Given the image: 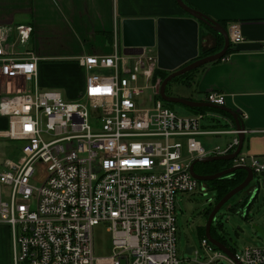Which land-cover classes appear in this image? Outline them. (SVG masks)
<instances>
[{
    "label": "built area",
    "instance_id": "obj_1",
    "mask_svg": "<svg viewBox=\"0 0 264 264\" xmlns=\"http://www.w3.org/2000/svg\"><path fill=\"white\" fill-rule=\"evenodd\" d=\"M10 31L0 27V119L7 122L0 139L22 142V158L6 160L0 171V225L10 232L12 264H180L176 196L209 191L191 177L190 165L235 152L233 120L214 111L176 114L159 96L155 49L124 56L117 42L109 56L77 60L84 89L64 101L59 92L39 88L31 51L14 52L29 42L32 28L17 26L12 43ZM227 31L231 45L243 42L237 24ZM140 80L152 94L139 106L135 99L145 90ZM198 102L225 107L216 92ZM254 132L264 136V130ZM227 135L233 139L224 148L207 150L199 140ZM231 162L252 172L248 208V197L264 187V160L241 150ZM255 177L258 184L251 185ZM99 225L112 240L107 260L93 256L92 230ZM201 248L212 254L209 264H264V246L231 251L235 260L205 236Z\"/></svg>",
    "mask_w": 264,
    "mask_h": 264
},
{
    "label": "crops",
    "instance_id": "obj_2",
    "mask_svg": "<svg viewBox=\"0 0 264 264\" xmlns=\"http://www.w3.org/2000/svg\"><path fill=\"white\" fill-rule=\"evenodd\" d=\"M209 19L228 28L237 24L243 42L231 45L229 54L218 63L206 65L195 73L191 86L197 99L208 92L225 97V107L236 112L245 128L244 154L264 160V0H182ZM174 0H0V27L9 28L16 38L17 26H30L26 45H16L14 52L31 51L37 58L40 89L65 85L70 100L84 89V71L77 64L82 56H109L117 42L121 48V22L128 19L185 18ZM217 37L206 28L199 33L198 51L216 48ZM216 54V53H215ZM0 119V133L6 130ZM219 139L215 147L224 148ZM206 148V147H204ZM211 150L213 148H206ZM0 264H12L11 236L0 225Z\"/></svg>",
    "mask_w": 264,
    "mask_h": 264
},
{
    "label": "water",
    "instance_id": "obj_3",
    "mask_svg": "<svg viewBox=\"0 0 264 264\" xmlns=\"http://www.w3.org/2000/svg\"><path fill=\"white\" fill-rule=\"evenodd\" d=\"M185 18H159L153 19H128L121 22V48L124 56H140L143 49H155L157 57V69L169 73L161 82L159 96L164 103L183 106L188 109H213L228 114L238 132L239 144L234 153L225 156H212L197 159L190 165L189 171L193 179L198 182L208 183L232 175L236 171H244V181L229 191L217 204L214 205L207 217L205 224V238L216 249L223 252L230 259L235 260L232 252L211 237L210 229L217 212L233 197L244 191L252 180V172L247 167H231L210 176H198L194 173L193 167L196 164H209L213 162H231L242 150L244 143V131L242 120L236 112L221 106L211 105L205 102L192 101L167 96L165 93L167 85L175 78L181 77L189 72L203 66L213 64L221 60L229 48V34L227 29L219 23L209 19L201 12L189 7L182 0H174ZM206 26L211 31L223 38V47L216 54L198 58L199 27ZM255 230L264 238L260 229ZM194 248H186L185 252L190 255Z\"/></svg>",
    "mask_w": 264,
    "mask_h": 264
},
{
    "label": "rangeland",
    "instance_id": "obj_4",
    "mask_svg": "<svg viewBox=\"0 0 264 264\" xmlns=\"http://www.w3.org/2000/svg\"><path fill=\"white\" fill-rule=\"evenodd\" d=\"M201 32V31H200ZM9 43L15 41L10 39ZM108 74V72H103ZM169 75V73H168ZM32 85V84H31ZM191 85V83H190ZM139 86L145 88L141 97L136 98L137 105H142L146 98L152 94L151 85L146 84V80H140ZM41 90H54L61 94L64 101L70 100L68 88L61 85L54 88ZM169 94L172 97L180 99L195 100L197 96L192 86H184L179 82H172L169 87ZM178 115H188L185 108L174 105L171 108ZM6 121V120H5ZM7 124V122H6ZM203 124H210L204 121ZM210 128H215L211 126ZM7 129V125H6ZM227 141V136L200 138V142L206 148H214L220 140ZM22 142L8 141L0 139V171L6 160L18 163L22 158L19 150ZM244 152V149L242 150ZM258 178L255 177L251 185H257ZM248 187L227 202L215 215L212 222V232L218 237L223 238L232 252L241 254L245 248H255L264 246V238L255 230L254 227L260 229L264 234V187L259 188L257 197L247 199L249 206L247 208V216H241L246 210L244 199ZM254 198V199H253ZM216 193L212 190L202 193L197 190L189 194H178L176 196V253L180 264H209L210 255L203 252L201 248L200 228H205L206 213L214 206ZM93 238V256L99 260H107L112 256V240L106 226H96L92 230ZM186 248H194L195 252L188 255ZM222 264H229L223 261Z\"/></svg>",
    "mask_w": 264,
    "mask_h": 264
},
{
    "label": "trees",
    "instance_id": "obj_5",
    "mask_svg": "<svg viewBox=\"0 0 264 264\" xmlns=\"http://www.w3.org/2000/svg\"><path fill=\"white\" fill-rule=\"evenodd\" d=\"M186 17L187 15L184 14ZM223 28L227 29L226 27V24L224 23H219ZM202 28H206L208 31L212 32L213 34H215V36L217 37V45H216V48L214 50H211V51H205V52H200L198 51V58L197 59H201V58H204L206 56H209V55H212V54H215V53H218L219 51H221L222 47H223V38L221 35L211 31L210 29H208L206 26L200 24V27H199V33L201 31ZM230 48H231V44H229V48L227 50V53L226 55L222 58L224 59L228 54H229V51H230ZM221 59V60H222ZM221 60L215 62V63H218L220 62ZM214 64V63H213ZM205 66L199 68V69H196L192 72H189L181 77H178V78H175L173 79L166 87V90H165V93L167 96H171L169 94V90H168V87L169 85L172 83V82H179L184 85V86H191L190 83L192 82V79L195 75V73H197L199 70L203 69ZM155 76L156 77H160V79L163 81L167 76H168V73L167 72H164V71H160V70H156L155 71ZM166 106L172 108L174 105H171V104H167L165 103ZM183 107V106H181ZM186 109V111L188 112V114H194V113H201V112H205V111H214V112H218L226 117H228L229 119L232 120V118L224 113V112H221V111H217V110H213V109H188L186 107H183ZM205 168H206V171L211 173V172H218V171H223V170H226V169H229L232 167V162H213V163H209V164H205L204 165ZM219 173V172H218ZM246 178V173L244 171H236L234 172L232 175L226 177V178H222L220 180H216V181H213V182H208L206 183V186L208 188V190H212L216 193V199H215V204H217L229 191H231L232 189H234L235 187H237L238 185H240L244 179ZM211 210H209L207 213H206V218L208 217L209 213H210ZM212 230V227L210 229V232ZM200 233H201V239L204 237L205 235V228H200Z\"/></svg>",
    "mask_w": 264,
    "mask_h": 264
},
{
    "label": "flooded vegetation",
    "instance_id": "obj_6",
    "mask_svg": "<svg viewBox=\"0 0 264 264\" xmlns=\"http://www.w3.org/2000/svg\"><path fill=\"white\" fill-rule=\"evenodd\" d=\"M193 171H194V173L196 174V175H198V176H210V175H214V174H216V173H218V172H220V171H218V172H211V173H209V172H207L206 171V168H205V166L203 165V164H196L194 167H193ZM214 207V206H213ZM212 207V208H213ZM212 208H211V210H212ZM211 212V211H210ZM210 214V213H209ZM206 220H207V218H206ZM210 234H211V237L214 239V240H216L217 242H219L220 244H222L225 248H227L228 250H230V251H232L231 249H230V247L227 245V243L224 241V239L223 238H220V237H218L215 233H213L212 231L210 232Z\"/></svg>",
    "mask_w": 264,
    "mask_h": 264
}]
</instances>
